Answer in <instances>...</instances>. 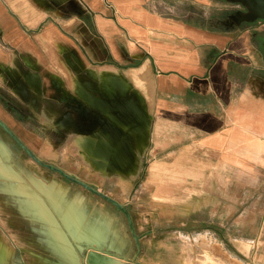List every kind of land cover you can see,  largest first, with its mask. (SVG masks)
<instances>
[{
	"label": "crops",
	"instance_id": "obj_1",
	"mask_svg": "<svg viewBox=\"0 0 264 264\" xmlns=\"http://www.w3.org/2000/svg\"><path fill=\"white\" fill-rule=\"evenodd\" d=\"M237 7L238 0H0V120L15 122L3 114L5 100L27 108L26 119L41 108L43 122L50 123L47 109L54 102L76 98L126 127L116 142L106 135L111 154L118 148L130 151L123 165L108 158V170H136L137 152L153 150L162 154L160 161L155 159L161 165L157 172H187L193 187L214 186L225 195L226 186L264 184V19H244ZM29 73L35 74V84ZM147 123L157 124L151 126L154 131L147 132ZM3 132L9 134L0 125V149ZM180 139L185 140L181 147ZM160 176L157 188L164 181ZM79 194L86 203L83 222L99 211L111 215L103 234L69 231L54 214L65 238L60 240L44 220L24 210L30 203L25 195L19 192L10 200L41 229L29 230L30 225L11 219L29 241L22 246V262L0 236L18 264H83L78 251L84 246L107 252V262L130 263V242L124 240L116 215L103 204L91 208L88 197ZM48 206L53 213L55 208ZM165 231L187 238L193 232L176 224ZM198 236H206L205 231ZM222 237L216 243L238 261V236ZM189 252L177 255L174 263L163 258L155 264L210 263V244L198 243ZM138 257L137 264H149Z\"/></svg>",
	"mask_w": 264,
	"mask_h": 264
},
{
	"label": "rangeland",
	"instance_id": "obj_2",
	"mask_svg": "<svg viewBox=\"0 0 264 264\" xmlns=\"http://www.w3.org/2000/svg\"><path fill=\"white\" fill-rule=\"evenodd\" d=\"M18 1L27 4L30 0ZM28 75L29 82L35 84L37 81L35 74L29 73ZM2 103L3 114L10 119H15V122L11 121L8 125L4 123L8 129L10 127L14 131L12 134L40 161L61 170L59 172L39 163L13 138L12 134L3 132L4 144L0 149L4 158L0 162L3 174L0 175V236L14 248L15 255L20 261L24 253L22 246L29 244V241L18 231L21 227H12L11 219L14 218L17 225H30L29 230L41 229L37 225H32L29 217L19 214L10 202L11 199L21 196L19 192L25 195L30 202L24 210L44 220L45 225L49 230H53L60 240L65 238L59 235L62 229L55 221L54 214L59 216L61 224L69 231L99 230L103 234L107 230L106 220L110 221L111 215L102 216L103 213L100 211L98 214H92L87 221L83 222L86 217V203L79 193L88 197L91 208L103 204L105 209H109L116 215V220L123 230L124 240L127 243L130 242L131 260L129 264H137L132 260L134 253L137 254L136 260L139 256L138 259L143 258L142 260L149 264H155L156 260L163 258L171 259L174 263L177 255L185 252L192 254L189 250H193V246H197L198 243L210 244L209 264H264V184L252 185L250 181H247L243 186H226L222 189L225 195H222L219 188L214 186L196 185L193 187L186 178L187 172L181 170L157 172L156 168L160 169L161 165L155 163V159L160 161L162 154L153 150L147 155L137 152L136 170H108V158L110 162L115 159L119 160V165H123L124 159L130 152L120 151L121 149L118 148L119 151L111 154L112 148L106 139L107 133H110L116 142L121 136L119 133L123 132L124 128L126 129L122 127L123 124H118L106 115L84 106L76 98H70L61 103L54 102L56 106L47 109L51 115L50 123L43 122L44 115L41 108H35L34 116L26 119L25 114L29 112L24 106L12 107L6 100ZM122 109L123 107L119 106V110ZM27 116L30 117V114ZM131 117L132 114L130 119ZM127 125L133 127V122ZM146 125L147 132H150L154 131L153 127L157 124L147 123ZM184 129L182 126L179 128L180 131ZM91 131L103 133L104 136L99 135L106 141L107 155L101 169L95 168L90 160L93 157L88 156L74 141L76 136L92 134ZM49 141L51 143L56 141L57 145L49 147ZM182 141L183 139H180L179 147L184 145L185 140ZM151 147L153 149L154 144ZM31 173L35 175V178L30 176ZM64 173L89 187L68 179ZM160 174L164 177V181H158L157 188L155 178L162 179ZM32 179H34L33 182ZM194 179L196 182L202 181L203 176L202 179L197 177ZM236 180L238 181V176ZM32 183L33 188H31ZM101 183L103 186L99 187ZM67 187L74 193H69ZM96 189L118 204L99 195ZM21 204H23L22 201ZM49 204L55 208L53 213L49 209ZM67 209H70L68 217L65 216ZM175 224L192 230L190 238L179 234L178 236L169 235L165 231L170 230V227ZM201 230L205 231L206 236H198ZM222 235L238 236V261L226 256L216 243L223 238ZM78 245L81 246L79 243ZM79 250L81 259H86L89 251H97L100 257L108 254L90 246H84ZM251 260L254 263H251ZM0 264H18L9 245L1 240ZM97 264L119 263L118 260L111 259L108 262ZM182 264L185 262L183 261Z\"/></svg>",
	"mask_w": 264,
	"mask_h": 264
},
{
	"label": "bare ground",
	"instance_id": "obj_3",
	"mask_svg": "<svg viewBox=\"0 0 264 264\" xmlns=\"http://www.w3.org/2000/svg\"><path fill=\"white\" fill-rule=\"evenodd\" d=\"M74 141L79 145L80 149L85 151L94 163L95 168L101 169L107 155L106 141L97 133L85 134L75 137ZM104 167V166H103Z\"/></svg>",
	"mask_w": 264,
	"mask_h": 264
},
{
	"label": "water",
	"instance_id": "obj_4",
	"mask_svg": "<svg viewBox=\"0 0 264 264\" xmlns=\"http://www.w3.org/2000/svg\"><path fill=\"white\" fill-rule=\"evenodd\" d=\"M0 125L4 128V130H6L7 132H9L10 134H12L11 133V131L5 126V124L0 120ZM12 136L19 142V144L22 146V147H24V145L12 134ZM25 148V147H24ZM27 151H28V153L31 155V156H33V154L27 149V148H25ZM34 157V156H33ZM35 158V157H34ZM36 159V158H35ZM37 160V159H36ZM40 162V161H39ZM41 164H44L45 166H47V167H49V168H52V169H54V170H56V171H59V172H61V170L59 169V168H57V167H55V166H52V165H50V164H46V163H43V162H40ZM64 176L65 177H67L68 179H70V180H72V181H76V182H80V183H82L83 185H85V186H87V187H89L87 184H85V183H83V182H81V181H79V180H77V179H75V178H73V177H71V176H69V175H67V174H65L64 173ZM99 195H101V196H104L106 199H108V200H110V201H112V202H114V203H116V204H118V202H116L115 200H112L111 198H109L108 196H105L104 194H102L101 192H99V191H96ZM87 258L86 259H82V261L85 263V262H87V264L89 263V264H97V262L96 261H98V263H100V261L99 260H101V259H103V261L102 262H105L107 259L106 258H109V256H107V254H105L104 255V257H100V255H99V253L97 252V251H89V252H87ZM136 256H137V254L136 253H134V255H133V257H132V259H133V261H135V258H136ZM90 258V259H89ZM100 258V259H99ZM91 259H92V261H91ZM133 264H136V263H133Z\"/></svg>",
	"mask_w": 264,
	"mask_h": 264
},
{
	"label": "flooded vegetation",
	"instance_id": "obj_5",
	"mask_svg": "<svg viewBox=\"0 0 264 264\" xmlns=\"http://www.w3.org/2000/svg\"><path fill=\"white\" fill-rule=\"evenodd\" d=\"M239 12L242 11V18L246 19H264V0H238Z\"/></svg>",
	"mask_w": 264,
	"mask_h": 264
}]
</instances>
